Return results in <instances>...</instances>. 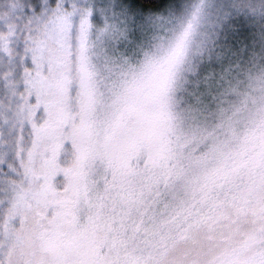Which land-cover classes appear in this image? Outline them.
<instances>
[{"label": "rangeland", "instance_id": "rangeland-1", "mask_svg": "<svg viewBox=\"0 0 264 264\" xmlns=\"http://www.w3.org/2000/svg\"><path fill=\"white\" fill-rule=\"evenodd\" d=\"M176 8L117 66L102 36L75 50L49 45L33 105L46 112L40 136L60 148L71 141L75 151L65 167L57 149L42 169L64 172L68 192H53L61 217L41 228L29 216L24 226L23 250L36 264H245L259 248L264 0H182ZM197 8L192 38L175 56V38ZM217 38L244 50L233 49L236 73L204 101L196 85L221 72L209 60ZM93 178L99 199L81 215L70 194Z\"/></svg>", "mask_w": 264, "mask_h": 264}, {"label": "snow or ice", "instance_id": "snow-or-ice-1", "mask_svg": "<svg viewBox=\"0 0 264 264\" xmlns=\"http://www.w3.org/2000/svg\"><path fill=\"white\" fill-rule=\"evenodd\" d=\"M170 0H0V264H36L23 250V230L29 216L41 228L64 214L57 196L68 192V180L62 171L49 177L43 174L47 161L56 158L67 167L74 158L72 142L46 145L40 125L46 119L44 106L34 108L38 73L47 71L45 60L50 44L83 47L89 36L100 41L113 66L137 54L150 39L155 22L163 21L172 11L161 12ZM131 4V9L124 7ZM147 13V15H144ZM201 14L197 8L192 20L175 38L172 54L179 56L190 42L194 25ZM236 55L219 39L209 51V60L221 69L197 84L202 93L219 92L236 71ZM75 61V51L72 56ZM219 81V84H217ZM75 93V87L70 89ZM195 102V97L193 98ZM35 113V115H33ZM106 183V181H104ZM101 182L85 180L81 192L70 194L75 210L84 215L94 206L93 197ZM53 192L57 196L53 195ZM264 211V209H262ZM254 239L259 248L245 258V264H264V227Z\"/></svg>", "mask_w": 264, "mask_h": 264}, {"label": "trees", "instance_id": "trees-1", "mask_svg": "<svg viewBox=\"0 0 264 264\" xmlns=\"http://www.w3.org/2000/svg\"><path fill=\"white\" fill-rule=\"evenodd\" d=\"M180 2H182V0H170V2L168 3V4H166L165 5V7L164 8H161V9H159V11H161V12H167L169 9H173L170 13H174L175 12V10L177 9L176 8V6H177V4H179ZM129 7H130V9H131V4H129ZM174 11V12H173ZM144 15H147V13H144ZM244 46H242L241 45V43H235L234 44V47H233V49L236 51H242V50H244V49H242ZM239 53H241V54H243L242 52H239ZM238 53V54H239ZM255 61V59H251L250 60V65L252 66V64H254L253 62ZM236 73V72H235ZM236 88V87H235ZM209 99H207V100H204V101H208Z\"/></svg>", "mask_w": 264, "mask_h": 264}]
</instances>
